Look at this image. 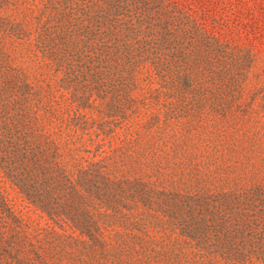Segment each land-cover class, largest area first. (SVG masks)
Wrapping results in <instances>:
<instances>
[{"label":"rangeland","instance_id":"374dc122","mask_svg":"<svg viewBox=\"0 0 264 264\" xmlns=\"http://www.w3.org/2000/svg\"><path fill=\"white\" fill-rule=\"evenodd\" d=\"M0 264H264V0H0Z\"/></svg>","mask_w":264,"mask_h":264}]
</instances>
